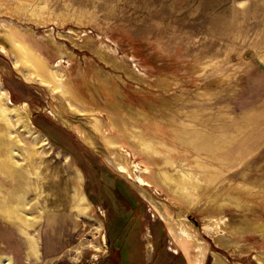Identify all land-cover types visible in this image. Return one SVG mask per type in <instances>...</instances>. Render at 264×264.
<instances>
[{
  "label": "rangeland",
  "instance_id": "obj_1",
  "mask_svg": "<svg viewBox=\"0 0 264 264\" xmlns=\"http://www.w3.org/2000/svg\"><path fill=\"white\" fill-rule=\"evenodd\" d=\"M0 43V264H264V0H0Z\"/></svg>",
  "mask_w": 264,
  "mask_h": 264
},
{
  "label": "bare ground",
  "instance_id": "obj_2",
  "mask_svg": "<svg viewBox=\"0 0 264 264\" xmlns=\"http://www.w3.org/2000/svg\"><path fill=\"white\" fill-rule=\"evenodd\" d=\"M9 40H11V42L12 43H16L15 41V39H13V38H10ZM4 43V42H3ZM7 44V43H6ZM0 45L2 46V44L0 43ZM4 46V45H3ZM8 46H9V44H8ZM19 47V46H18ZM10 48V47H9ZM8 49V48H7ZM63 49V48H62ZM23 52V53H22ZM9 53L11 54V57H13V61H14V63H15V65H18V60L20 59V55H22V54H24V51L22 50V49H16V48H11L10 50H9ZM63 54H67V53H63ZM28 57L30 58V61L33 63V64H35L37 67H39L40 69H42L43 68V65H42V63L39 61V59L35 56V55H32L31 53H30V51L28 52ZM24 77L26 78V79H28V80H33V81H36V82H38V83H41L42 85H45V86H50V83L49 82H46L43 78H39V77H37V76H35V75H33V73H31V72H26L25 70H24ZM58 80V79H57ZM58 82V81H57ZM55 88L56 87H51V89H52V91L53 92H55ZM0 153H4L3 152V148H0ZM10 161L9 160H7V159H4V161H2V162H0V168H3L4 166H6V168H4V169H6V170H8L9 172L8 173H11V174H13L14 172H16V169H15V167H13V166H11L10 165V163H9ZM8 165H10V168L8 167ZM64 184V183H63ZM71 188V185L70 184H68L67 186H62V184H61V187H59L58 188V191L57 192H59L60 190L62 191L63 190V194L66 196L68 193H69V189ZM13 191H11L12 193H9V195H10V197L12 196V195H15L16 194V192H17V190L19 189V187L18 186H13ZM0 191L2 192L3 190H1L0 189ZM76 191V193H75V197H76V201H79L80 202V196H79V193L77 192V190H75ZM4 192V191H3ZM5 193H6V191H5ZM144 194L145 195H147L146 194V192H144ZM5 197V196H4ZM74 197V196H73ZM3 198V197H2ZM12 198V197H11ZM7 201H9V200H7ZM15 201V200H14ZM11 203V202H10ZM8 204V203H7ZM13 205V204H12ZM17 205H20V203L19 204H17ZM17 207V206H16ZM6 207H0V209H3L5 212H6V214L7 213H10V209H12V208H10V205L8 206V208H6ZM20 208V207H19ZM16 209V208H15ZM18 209V208H17ZM13 213V212H12Z\"/></svg>",
  "mask_w": 264,
  "mask_h": 264
},
{
  "label": "crops",
  "instance_id": "obj_3",
  "mask_svg": "<svg viewBox=\"0 0 264 264\" xmlns=\"http://www.w3.org/2000/svg\"><path fill=\"white\" fill-rule=\"evenodd\" d=\"M124 251H125V249H124ZM126 258H127V256H126Z\"/></svg>",
  "mask_w": 264,
  "mask_h": 264
}]
</instances>
